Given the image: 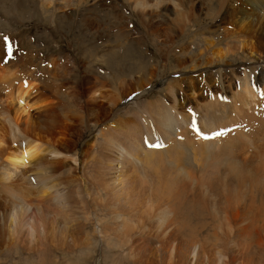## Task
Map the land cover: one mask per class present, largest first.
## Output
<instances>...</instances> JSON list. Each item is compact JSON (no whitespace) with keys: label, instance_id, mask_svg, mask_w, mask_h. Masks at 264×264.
<instances>
[{"label":"bare ground","instance_id":"bare-ground-1","mask_svg":"<svg viewBox=\"0 0 264 264\" xmlns=\"http://www.w3.org/2000/svg\"><path fill=\"white\" fill-rule=\"evenodd\" d=\"M132 2L148 7L146 0ZM216 6L208 24L180 12L178 28L187 21L204 39L192 63L213 71L230 56L246 63L212 77L200 73V65L188 66L169 25L160 32L152 22L161 60L131 76L132 87L117 78L109 92L115 78L101 82L97 147L89 146L86 159L71 146L42 141L30 114L41 108L32 102L35 85L2 75L0 249L93 253L89 246L100 238L130 264H264V0ZM218 22L225 27L209 28ZM134 41L138 47L144 40ZM168 65L177 75L165 89L121 112L120 99L151 85ZM221 129L224 135L215 136ZM205 133L209 139L201 138ZM194 218L212 219L215 245L210 233L201 237Z\"/></svg>","mask_w":264,"mask_h":264},{"label":"rangeland","instance_id":"rangeland-1","mask_svg":"<svg viewBox=\"0 0 264 264\" xmlns=\"http://www.w3.org/2000/svg\"><path fill=\"white\" fill-rule=\"evenodd\" d=\"M146 1L148 7L135 6L132 0H0V81L3 74H11L12 79L22 84L35 85L32 89V102L41 108L31 109L30 114L34 124L41 128L42 141L60 148L71 146L86 159L85 153L89 146L97 147L98 126L94 122L102 99L99 96L101 82H112L115 78L112 82L114 86L108 87L109 92L118 86L117 78L127 79L123 86L132 87L129 81H132L133 76L138 77L140 69L144 74L161 60L156 53L159 48L155 44L156 39H152L151 35L154 33L152 22L161 25L160 32L163 30L162 24L169 25L178 48L184 47L187 50L183 58L190 64L188 66L200 65L197 70L200 73H209L212 77L222 68L227 70L246 63L247 59L241 55L226 58L229 64L222 62L214 71L213 65L192 63V60L198 59L203 48V35L197 32L198 26H189L187 21L182 31L178 28L180 12L187 10L189 18L196 17L199 21L207 18L205 22L208 24L212 19V15H208L214 13L219 1L224 3L225 0ZM222 26L225 27V24L218 22L209 28ZM175 34H184V37L181 39ZM197 34L198 37H194ZM206 35L209 36V32ZM137 37L144 40L138 47L134 41ZM8 46H11V51L15 50V54L10 61H5ZM205 56L210 57V54ZM170 60L169 65H172L175 56H171ZM169 65L163 68H168L167 73L158 72L152 84L145 89H130L120 99L121 112L129 107L146 105L149 99L145 98L164 90L167 83L177 75L169 71ZM81 117L83 123L80 122ZM85 121L88 124L86 127ZM76 140L78 143H75ZM27 168L30 165L21 167ZM1 172L0 169V175ZM0 196H4L1 184ZM194 221L201 237L210 233L211 243L215 245L210 228L214 225L212 219H206V223L197 218ZM204 224L208 226L206 229ZM89 248L93 253L89 249H77V253L48 251L44 256L41 252L29 253L24 249H21V255H11L0 249V264H42L43 257L45 264H116L119 260L124 264L132 262L120 257L119 250L110 241L105 243L98 238L91 242Z\"/></svg>","mask_w":264,"mask_h":264},{"label":"snow or ice","instance_id":"snow-or-ice-1","mask_svg":"<svg viewBox=\"0 0 264 264\" xmlns=\"http://www.w3.org/2000/svg\"><path fill=\"white\" fill-rule=\"evenodd\" d=\"M221 135H224V133L223 132H217V133H215V136H221ZM201 138H203V139H209V137L203 136V135H201ZM151 146L152 147H159L160 145H151Z\"/></svg>","mask_w":264,"mask_h":264}]
</instances>
